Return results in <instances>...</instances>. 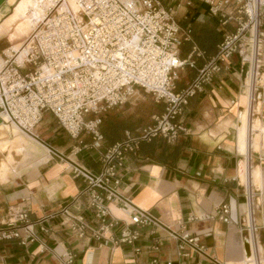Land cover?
<instances>
[{
	"label": "crops",
	"instance_id": "1",
	"mask_svg": "<svg viewBox=\"0 0 264 264\" xmlns=\"http://www.w3.org/2000/svg\"><path fill=\"white\" fill-rule=\"evenodd\" d=\"M26 4L24 15L44 6V0L18 1L13 14L0 25V39L6 24L14 20L13 16L21 15L18 7ZM162 4L173 11L181 27L191 28L192 40L201 51L207 56L215 53L222 33L205 3L162 0ZM6 8L11 7L6 3L0 7L1 16ZM190 49L191 44L184 43L180 58L184 59ZM3 50L0 47V53ZM202 65L197 60L195 69L182 71L187 78L183 83L176 82L178 91L193 80ZM228 67L227 72L216 75L189 99L180 117L186 133H181L173 143L161 138L143 142L136 154L128 156L118 192L139 209L149 211L159 223V226L132 227L139 233L136 246L140 254L137 255L128 247H112L89 236L77 238L62 225L60 211L85 187V181L74 175V170L80 168L97 174L99 155L124 140L126 133L135 135L138 129L153 125L154 118L163 114L164 106L156 104L149 95L151 107L136 108L137 104L131 101L136 89L128 102L99 115V129L104 139L97 150L84 149V145H91V137L82 134L78 139L70 138L49 113L43 114L34 129L43 146L30 136L24 139L20 131L18 135L25 144H18L13 131L10 147L5 152L11 156L0 164V229L15 212L26 210L31 221H43L45 231L35 227L40 242L25 247L18 240L0 241V264H61V257L67 253L74 255L73 264H149L152 259L164 264L180 261L264 264V92L258 93L259 122L256 127L252 125L253 137L247 142V131L237 129L246 103L242 92L244 69L237 56L229 60ZM39 146L44 149H41L44 156L38 154ZM49 149L56 154H51ZM14 153L18 157L33 154L39 158L27 163L20 159L15 164ZM244 166L245 184L239 177ZM247 190L254 197L253 224L260 241L257 249H252L251 262L246 261L243 249L247 239L242 228ZM224 204L229 208L227 224L215 216L217 208ZM109 209L119 224L107 235L117 237L128 216L114 204ZM170 232L176 235L184 232L198 238L199 245L203 246L202 254L190 252V258L180 257L179 240ZM188 251L186 247L185 252Z\"/></svg>",
	"mask_w": 264,
	"mask_h": 264
},
{
	"label": "built area",
	"instance_id": "2",
	"mask_svg": "<svg viewBox=\"0 0 264 264\" xmlns=\"http://www.w3.org/2000/svg\"><path fill=\"white\" fill-rule=\"evenodd\" d=\"M52 1L45 19L24 44L23 61L17 62L18 54L11 47L5 49L9 56L5 50L0 53V114L7 118H0V123L16 126L43 146L34 129L43 114L49 113L70 138L78 139L82 134L91 137V145H84V149L97 150L104 139L99 129L101 113L128 102L136 89L162 104L164 112L154 118L153 125L138 129L135 135L126 133L124 140L99 155L97 174L74 170V175L85 181V187L60 211L62 225L77 238L89 236L140 254L136 246L139 233L132 227L159 223L149 211L139 209L118 192L128 156L136 154L143 142L161 138L173 143L181 133H186L180 117L189 99L216 75L227 72L233 56L238 57L244 69L242 92L246 103L238 123L240 127L246 113V137L250 141L253 122H259L258 93L264 92V0H200L217 19L222 33L211 56L194 44L191 28L181 27L162 0H74L76 10L67 0ZM184 43H190L191 49L181 59ZM197 60L203 65L193 80L178 91V75L185 68L195 69ZM246 201L242 228L250 245L255 246L253 237L257 229L253 217L248 225L250 210L254 208L249 190ZM110 204L128 216L117 237L107 235L119 224L111 215ZM228 214L225 204L215 212L226 224L230 222ZM42 223L31 221L26 210L17 211L0 229V241L18 240L24 247L40 242L35 227L45 231ZM170 234L179 240L180 257L188 259L190 252L202 254L198 238L184 232ZM73 261L74 255L70 253L61 257V264ZM149 264L164 263L152 259Z\"/></svg>",
	"mask_w": 264,
	"mask_h": 264
},
{
	"label": "rangeland",
	"instance_id": "3",
	"mask_svg": "<svg viewBox=\"0 0 264 264\" xmlns=\"http://www.w3.org/2000/svg\"><path fill=\"white\" fill-rule=\"evenodd\" d=\"M38 8V7H37ZM12 7L8 10L7 8L4 9V13L2 14V16L0 17V22L2 21V19H4V17H6L7 15H9V13H11L12 11ZM33 11V10H32ZM31 13V14H30ZM34 16L38 18L37 20L34 21ZM44 17V13L42 12V14H38L35 12H29L27 15L25 14H21L19 16H13L14 20H10V22H8L6 24V31L4 32V34H2L1 39H0V47L3 48L4 50L11 47L12 50L14 51H18L20 50V52H23L25 50L24 48V44L26 42V40L30 37V35L34 32L35 28L38 26V23L43 19ZM29 24V25H27ZM1 64V61H0ZM187 78V75L184 74L183 72H180V74L178 75V83H183L185 81V79ZM131 101H134L135 104H137L138 109H142V110H147L151 107L150 104V96L145 94L142 90L137 89V92L135 94V96L131 99ZM5 132V139L6 140H11L13 139L12 137V131L9 133ZM20 135L25 139V136L22 135L20 133ZM24 148V147H23ZM39 152L41 156H44L42 154V149L39 146ZM42 149V150H41ZM30 150V148H29ZM15 151V150H13ZM30 152V151H29ZM47 152V151H46ZM11 153L9 152L7 153H0V164L2 162L6 161V157H10ZM14 159H15V164L20 162V159H23V163H27V162H31L32 159L35 158H39L36 155H27L25 154L22 157H18L16 156V154H13ZM12 163V164H14ZM16 166V165H15ZM259 239V237H258ZM260 243V241H259ZM263 261H264V256H263Z\"/></svg>",
	"mask_w": 264,
	"mask_h": 264
},
{
	"label": "bare ground",
	"instance_id": "4",
	"mask_svg": "<svg viewBox=\"0 0 264 264\" xmlns=\"http://www.w3.org/2000/svg\"><path fill=\"white\" fill-rule=\"evenodd\" d=\"M4 1V3H6L7 4V6H9V7H13V9H14V5L16 4V3H18V1H20V0H0V4H1V2H3ZM121 1H123V2H129V1H131V0H121ZM67 2L69 3V6L73 9V10H76V7H75V4H74V0H67ZM3 3V4H4ZM52 3H53V1L52 0H44V6L42 5V7L40 6L39 8H36L35 10H33V12H35V13H38V14H42V12L44 13V17H43V19L41 20V21H43L44 19H45V16H46V11L48 10V8L49 7H52ZM2 4V5H3ZM1 5V6H2ZM0 6V7H1ZM27 8H28V6H27V4L26 5H20L19 7H18V9H17V12L19 13V14H24L25 13V11L27 10ZM13 14V10L11 11V13L9 14V15H7L6 17H4V19L0 22V25H2L11 15ZM0 17H1V14H0ZM35 17H37V16H34V21L35 20H37L38 18H36L35 19ZM40 21V22H41ZM27 25H29V24H27ZM37 28V27H36ZM36 28H35V30H36ZM34 30V31H35ZM11 50H12V48H10ZM14 51V50H13ZM18 55H17V58H16V60H17V62H19V63H21L22 61H23V58H24V55H25V52H26V48H25V50L23 51V52H20V50H18V51H15ZM6 55H8L9 56V50H5V52H4ZM0 61H1V58H0ZM1 63H2V61H1ZM0 118L3 120V121H6L7 120V118H6V116H5V114H0ZM258 123V121L256 122H253V126L254 127H256V124ZM238 129V131L239 132H241V131H247V116H246V113H244L243 114V116H242V118H241V126L239 127V128H237ZM2 130V131H1ZM4 131H6L7 133H9L10 134V132L12 131H14V134H15V136H16V138H17V140H18V144H25V140H23L21 137H19V128H17L16 126H14V125H6V124H4V123H0V151H1V153H5V152H7L8 151V149H9V147H10V140H5V132ZM20 133L22 134V135H24L25 137H27V136H29V135H27V134H25V133H23V132H21L20 131ZM31 137V136H30ZM4 139V140H3ZM244 170H245V166L243 167V170H242V172L241 171H239V177H240V180H241V182L243 183V184H245V178H244ZM6 172V171H5ZM253 209H251L250 210V214H249V216H248V225L250 226L251 225V223H252V220H251V217H253ZM254 238V243H255V246H253L252 244L250 245V243H249V241L248 240H246V241H244L243 242V249H244V255H245V259H246V261L247 262H251L252 261V259H253V257H252V249H254V250H256L257 249V247L260 245V243H259V239H258V235L257 234H255V237H253ZM252 238V239H253Z\"/></svg>",
	"mask_w": 264,
	"mask_h": 264
},
{
	"label": "water",
	"instance_id": "5",
	"mask_svg": "<svg viewBox=\"0 0 264 264\" xmlns=\"http://www.w3.org/2000/svg\"><path fill=\"white\" fill-rule=\"evenodd\" d=\"M4 3V1L3 2H1V4H0V6L2 5ZM247 239H245V241H246Z\"/></svg>",
	"mask_w": 264,
	"mask_h": 264
}]
</instances>
